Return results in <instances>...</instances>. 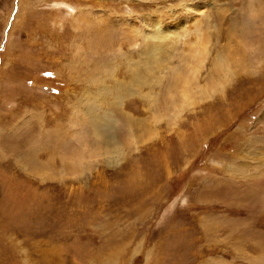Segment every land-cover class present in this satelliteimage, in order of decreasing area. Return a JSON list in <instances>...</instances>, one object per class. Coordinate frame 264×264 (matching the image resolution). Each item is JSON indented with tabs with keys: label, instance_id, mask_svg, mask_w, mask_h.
<instances>
[{
	"label": "rangeland",
	"instance_id": "374dc122",
	"mask_svg": "<svg viewBox=\"0 0 264 264\" xmlns=\"http://www.w3.org/2000/svg\"><path fill=\"white\" fill-rule=\"evenodd\" d=\"M0 264H264V0H0Z\"/></svg>",
	"mask_w": 264,
	"mask_h": 264
},
{
	"label": "bare ground",
	"instance_id": "6f19581e",
	"mask_svg": "<svg viewBox=\"0 0 264 264\" xmlns=\"http://www.w3.org/2000/svg\"><path fill=\"white\" fill-rule=\"evenodd\" d=\"M137 32V31H136ZM149 35H151V38L153 39V40H155L156 39V36H157V39H159L158 37H160V34L159 33H157L156 35H155V32H152V33H149ZM161 40V39H160ZM163 40V39H162ZM197 49V48H196ZM186 84V83H185ZM189 86V85H188ZM185 94V93H184ZM183 96V95H182ZM184 97V96H183Z\"/></svg>",
	"mask_w": 264,
	"mask_h": 264
},
{
	"label": "water",
	"instance_id": "95a60500",
	"mask_svg": "<svg viewBox=\"0 0 264 264\" xmlns=\"http://www.w3.org/2000/svg\"><path fill=\"white\" fill-rule=\"evenodd\" d=\"M108 133H109V134H110V136H111V133H112V132L110 131V132H108Z\"/></svg>",
	"mask_w": 264,
	"mask_h": 264
}]
</instances>
